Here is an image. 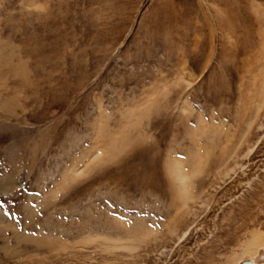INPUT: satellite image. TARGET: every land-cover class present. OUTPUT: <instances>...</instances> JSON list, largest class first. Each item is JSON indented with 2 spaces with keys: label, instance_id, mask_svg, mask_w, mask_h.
<instances>
[{
  "label": "rangeland",
  "instance_id": "1",
  "mask_svg": "<svg viewBox=\"0 0 264 264\" xmlns=\"http://www.w3.org/2000/svg\"><path fill=\"white\" fill-rule=\"evenodd\" d=\"M242 261L264 0H0V264Z\"/></svg>",
  "mask_w": 264,
  "mask_h": 264
},
{
  "label": "water",
  "instance_id": "2",
  "mask_svg": "<svg viewBox=\"0 0 264 264\" xmlns=\"http://www.w3.org/2000/svg\"><path fill=\"white\" fill-rule=\"evenodd\" d=\"M240 264H255V263L252 261H242Z\"/></svg>",
  "mask_w": 264,
  "mask_h": 264
},
{
  "label": "bare ground",
  "instance_id": "3",
  "mask_svg": "<svg viewBox=\"0 0 264 264\" xmlns=\"http://www.w3.org/2000/svg\"><path fill=\"white\" fill-rule=\"evenodd\" d=\"M181 196H179V198H180ZM182 199V198H181ZM184 199V198H183ZM179 200V199H178ZM176 231V230H175ZM252 262H254V261H252ZM255 263V262H254ZM256 264V263H255Z\"/></svg>",
  "mask_w": 264,
  "mask_h": 264
}]
</instances>
